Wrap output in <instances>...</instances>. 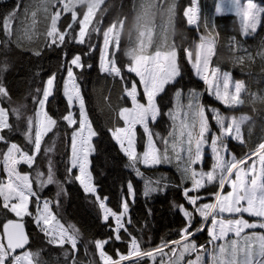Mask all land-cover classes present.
<instances>
[{"label":"snow or ice","instance_id":"obj_1","mask_svg":"<svg viewBox=\"0 0 264 264\" xmlns=\"http://www.w3.org/2000/svg\"><path fill=\"white\" fill-rule=\"evenodd\" d=\"M102 5H105V0H38L36 10L31 11L30 22L27 7L24 9V18L20 19V4L0 15V32L5 37H15L18 46L22 41L31 43L39 35H43L45 47L60 48L61 58L67 61L62 67L68 78L63 83V95L66 97L65 114L54 116L47 109L50 98H55L58 73H51L44 86L36 90L38 95L31 97L37 109L33 116L25 118L27 145H19L8 137V133L14 129L10 122L11 117H21L23 105L13 108L0 105V143L4 145V148L0 149V157L3 159L2 171L8 181L5 183L4 179L0 178V212L14 213L21 219L23 216H31L49 244L60 247L69 244L73 251L78 250L79 231L74 226L65 227L50 210L49 201L45 200L41 208L39 196L33 188L36 181L31 178L30 173H21L17 169L20 163L32 168L38 155L51 151V148H42V142H45L49 133L55 134L54 130L58 129L62 122H66L68 127L73 128L72 161L68 171L79 168V175L75 176V180L80 182L85 194L93 197L92 203L102 212V221L106 226L110 218L115 219V226H108L112 236L92 241L102 264H139L144 258L155 262L157 256L160 257L159 264H166L165 256L168 257L167 264H205L204 257L208 254V249L205 245H198L194 237L205 231L206 227L210 238L208 243L212 245L211 264H264V140L258 144L256 150L242 158H237L229 147L230 140L241 145L246 143L242 126L249 122L251 117L222 115L216 107L203 104L202 94L195 90H189L188 103L182 104L180 101L183 90L176 88V108L167 113L172 121L170 131L162 135L151 128V124L162 115L158 96L165 93L169 86L175 87L183 78L181 51L184 61L207 85V94L225 108L236 109L243 105L245 101L242 94L248 92L244 81H234L231 73L222 71L218 65L213 66L218 40L214 27L207 36H201L195 51L191 48L181 49L162 27L163 45L153 48L156 25L152 18L158 11L166 12L168 29H171L177 15L176 0H140L129 33L132 47L124 52L128 59L126 66L119 62L117 53L120 51L121 35L127 17L118 19L103 30L99 71L110 77L113 82L119 81L122 93L131 99L132 107H123L118 112V119L123 121L124 126H116L109 131L119 151L126 158L124 167L141 181L142 197L147 201L153 194L165 193L173 186L181 192L183 203L172 202L173 209L181 214L184 220L178 231L180 239L164 240L152 249L142 247V241L129 231L130 227H134L131 208L136 198L132 180L126 182L127 195L121 199L118 210L107 206L108 197L99 195L87 167L89 155L94 151L92 139L98 136V132L93 128L86 112L85 98L76 82L74 69H83V56L95 51L90 40L94 34L101 32ZM49 8L56 10L49 11ZM78 8L83 11H78ZM229 8L241 18L240 32L243 37H253L264 22V6L256 0H246V3L241 0H229ZM223 11L218 4L217 14H222ZM98 12H101L100 16L97 15ZM38 13L43 14L45 26L42 33L38 28L41 23ZM63 16H68L69 19L61 25ZM183 16L189 26L197 25L201 20L199 0H189V5L183 10ZM205 27L208 25L205 24ZM133 31L134 41L131 40ZM69 44L83 45L88 51L72 54L69 61V53L66 51ZM229 47L233 51L247 52L235 37L229 40ZM261 47L264 48V43ZM150 48L153 50L150 51ZM27 50L36 56L42 54V49L39 48ZM256 55L264 59V51H259ZM254 59L249 53L237 57L236 62L243 63L245 60ZM5 70L6 66L0 67V74ZM125 72L134 73L139 78L138 82L127 80ZM141 85L145 102L138 99V89ZM250 95L254 101L264 103V95ZM2 100L10 101L11 97L0 75V101ZM76 105L78 112L73 110ZM212 122L216 125L215 129ZM137 126L142 128L145 137L143 151L138 150ZM85 130L87 136L84 135ZM206 149L210 150L212 159L208 170L203 167ZM161 166L173 167L178 173L179 183L174 185L169 176L149 171ZM44 176V172L37 170L36 177L41 187L46 184L59 185L51 161L46 180L42 179ZM210 186L216 189L208 194L214 198V202L202 203L201 201L207 198L203 190ZM226 188L230 190L225 192ZM33 203L35 212L30 211V204ZM145 212L149 216L152 215V209L147 207V203ZM225 213L229 214L230 218L222 215ZM245 214L253 219L245 218ZM197 217L201 223L194 227ZM53 222L55 224L49 228ZM209 222L210 227L207 226ZM122 232L124 235H121ZM230 234L235 238H229ZM113 242H130L127 254H122L117 249L118 259L114 260L108 255L105 246ZM28 244L29 237L23 224L18 220L8 219L3 223L0 233V264H33V257H39V253L24 251L22 254H16L18 249H25ZM193 254L194 259H186V256ZM64 255L68 257V252ZM72 259L73 264H78L74 256Z\"/></svg>","mask_w":264,"mask_h":264},{"label":"trees","instance_id":"obj_2","mask_svg":"<svg viewBox=\"0 0 264 264\" xmlns=\"http://www.w3.org/2000/svg\"><path fill=\"white\" fill-rule=\"evenodd\" d=\"M264 2V0H262ZM217 0H199L201 20L198 21V27H191L187 24L186 18L183 16V10L189 5V0H176L177 15L173 22V27L168 29V17L166 12L158 11L154 15L153 23L156 25L155 41L163 42V27L170 38H174L177 45L183 48H191L195 50L199 33L208 35L214 27L215 33H218L216 44V52L213 58V66L218 65L222 71L231 73L232 78L236 81H244L248 92L242 94L244 104L236 109H224L221 103H217V107L225 115H237L240 113L248 114L251 117L249 122L243 125V134L246 143L241 145L234 141H229L231 151L242 158L246 154L256 150L259 143L264 140V103L254 101L252 93L264 95V59L257 56L256 53L264 51L261 47L264 43V22H262L257 33L253 37H243L240 32V21L235 14L223 13L215 15V7ZM38 0H0V15L15 8L20 4V19L24 18V9H29L28 17L31 20V11L36 10ZM140 5V0H107L102 6L101 12L102 23L100 25L101 32L96 36L100 38L102 31L107 29L113 22L118 19L127 17L121 42L120 51L117 53L119 62L122 65L128 64V59L124 52L132 47L130 43V30L134 23ZM49 8V11H55ZM83 11V9H82ZM101 12L97 15L100 16ZM69 19L63 16L60 24L63 25ZM38 25L40 32L44 31L43 14L38 13ZM205 24L208 27H205ZM19 26V21H17ZM93 37V36H92ZM235 37L247 49V52L233 51L229 47V40ZM153 38V39H154ZM50 39V38H49ZM131 40H135V32H132ZM95 51L89 55L83 56V69H75V74L80 83L82 94L85 98L86 109L93 128L98 132V136L94 138L95 153L91 157V172L94 184L98 188V193L102 197H108V206L113 210L120 209L121 199L127 195L126 182L132 180L136 198L135 204L131 208V218L134 227H130L132 232L139 240L142 241L144 249L154 248L162 241L177 240L180 226L184 223L181 214L177 213L172 202L183 203L180 190L173 186L169 187L165 193L153 194L147 201L142 197L141 181L135 177L134 173L127 170L124 165L126 158L119 151L118 145L114 141L109 129L116 126H124L123 121L118 119V112L123 107L132 106L131 99L122 93L119 81L113 82L110 77L99 71V55L100 40H90ZM155 47V46H154ZM42 49V54L36 56L27 49ZM66 51L69 53L68 60L72 54L83 53L88 51L85 46L77 44H69ZM251 53L255 59L252 61L245 60L243 63L236 62L237 57H243ZM181 62L184 71L183 78L175 87L169 86L165 93L158 96L157 101L162 115L158 120L151 124L154 132L166 135L170 131L171 119L167 113L173 110L175 103L174 91L176 88L183 90V96H188L189 90H195L201 93V100L205 105H215L206 91V85L202 80L197 78L191 66L184 61L183 51H181ZM67 61L61 58L60 48L45 47V37L39 35L31 43L22 41L18 46L15 37H5L0 32V67L6 66V70L0 74L3 82L8 88L11 100H2L0 104L8 107H20L23 115L19 118L11 117V123L14 126L12 132L8 133V137L12 142L19 145H27L26 133L27 124L26 117L33 116L37 105L31 99L37 96V89L44 86V82L51 73H58L57 90L55 98H50L47 109L54 116L65 114L66 98L63 96V83L66 71L64 65ZM91 65V67H88ZM125 76L129 81H138L133 73L125 72ZM110 98V99H108ZM77 112V111H76ZM210 122L211 115L209 114ZM213 128H216L212 122ZM55 134L49 133L42 142V148H51L52 150L46 154L41 153L37 156L32 168L25 165L21 166L23 172L31 174V178L36 181L33 184L34 190L37 192L40 200L49 199L51 201V209L57 216V219L65 225V227L74 226L80 233V239L77 244V251H73L69 244L63 247L49 244L47 238L40 232L36 223L31 216H24L21 220L24 222L29 234L28 250L33 253H39V257H33L34 263L37 264H73V256L78 264H102L100 261L98 250L94 247L92 241L96 239H104L113 235L109 231L108 226H113V220H109L107 225L102 221V212L98 206L92 203L93 197L85 194L83 188L75 176L78 175L77 170L68 171L70 168V145L72 127H68L66 122H62L58 129L54 130ZM139 144L138 150L143 151L145 137L142 129H138ZM4 145L0 143V149ZM49 161L55 174L58 184H46L41 187L36 177L37 170L44 172L42 179L46 180L49 168ZM2 157H0V178L4 177L2 171ZM212 163L211 157H208L206 166L210 168ZM154 171L157 175L163 173L169 176L173 184L179 183L178 173L173 167L161 166ZM63 188V191H61ZM216 189H212L213 193ZM59 193V195H58ZM2 199V198H0ZM33 201L35 198H32ZM152 209V215L145 212V204ZM30 211L35 212V204H31ZM8 219L17 220L14 213L0 212V233H2V225ZM121 235H124L123 232ZM203 236V237H202ZM202 243L208 242L209 236L207 231L201 234ZM197 237V238H198ZM202 237V238H201ZM127 241V237L125 238ZM130 247V242H113L105 246V251L114 258L116 250L122 254H126ZM68 252V257L64 253Z\"/></svg>","mask_w":264,"mask_h":264},{"label":"rangeland","instance_id":"obj_3","mask_svg":"<svg viewBox=\"0 0 264 264\" xmlns=\"http://www.w3.org/2000/svg\"><path fill=\"white\" fill-rule=\"evenodd\" d=\"M107 0H105V2H106ZM241 2L242 3H246V0H241ZM256 2L258 3V4H260L261 6H264V4H263V2H262V0H256ZM220 5L221 7H222V9L224 10L223 11V13H231V14H235V11L234 10H230V8H229V0H217V2H216V6L217 5ZM103 6V5H102ZM102 6H101V8H102ZM199 9H200V7H199ZM78 11H82V9H80V8H78ZM222 13V14H223ZM215 15H219V14H217V12H216V7H215ZM236 15V14H235ZM237 16V15H236ZM238 17V16H237ZM238 19H239V21H240V24H241V18L240 17H238ZM191 27H198V24L197 25H192ZM259 29V28H258ZM103 32V31H102ZM158 31H156V29H155V31H154V37H155V33H157ZM100 33H97V34H94L93 35V37H92V40H100L101 41V43H100V46H99V48H100V55H99V62H100V56H101V49L103 48V35L101 34L100 35V38H98V39H96V36L97 35H99ZM201 36H207L206 34H202V33H199V40L197 41V43H196V46L200 43V38H201ZM153 37V38H154ZM122 38H123V32H122V35H121V42H122ZM161 45H163V42H159L158 40H156L155 41V38H154V45H153V48H156L157 46H161ZM155 46V47H154ZM196 46H195V49H196ZM120 48H121V43H120ZM153 49H151L150 48V51H152ZM193 51H195V50H193ZM215 52H216V50H215ZM74 72H75V69H74ZM195 73V72H194ZM134 74V73H133ZM135 75V74H134ZM196 75V74H195ZM138 78V77H137ZM197 78H199L198 76H197ZM68 78H67V74L65 75V80H67ZM200 79V78H199ZM233 79V78H232ZM64 80V81H65ZM138 80H139V78H138ZM201 80V79H200ZM234 80V79H233ZM235 81V80H234ZM76 82H77V84L80 86V83L78 82V80H77V78H76ZM138 82V81H137ZM69 87H71V85L69 84ZM80 88H81V86H80ZM206 88H207V85H206ZM82 91V90H81ZM138 91L140 92V96L138 97V99H140V101L141 102H145L144 101V96H143V87H142V85L141 86H139V89H138ZM64 96V95H63ZM210 96V95H209ZM65 97V96H64ZM212 99H214V100H212L213 101V103L215 104V105H212L213 107H216L217 109H219L220 110V108L219 107H217V103H220L219 101H217V100H215V98L214 97H212V96H210ZM66 98V97H65ZM182 104H187L188 103V96H182V98H181V101H180ZM1 105V104H0ZM176 105H177V100H175V103H174V107H173V109H175L176 108ZM224 106V105H223ZM132 106H130L129 108H131ZM240 107V106H239ZM239 107H237V108H239ZM224 109H227V108H225V106H224ZM74 111H77L78 112V105H76L75 106V108L73 109ZM233 110V109H232ZM86 112H87V109H86ZM220 112H221V114L222 115H225L221 110H220ZM88 114V113H87ZM211 115V114H210ZM241 115H247V116H249L248 114H244V113H240V114H237V115H226V116H228V117H232V116H236V117H240ZM250 117V116H249ZM159 118V117H158ZM158 118H157V120H158ZM210 119V118H209ZM138 129H142L140 126H137V135H138ZM215 129V128H214ZM242 131H243V126H242ZM84 135L85 136H87V131L85 130V132H84ZM95 138V137H94ZM94 138L92 139V144H93V147H94ZM231 141V140H230ZM235 142V141H234ZM77 145H78V147H79V138H78V140H77ZM95 153V147H94V151L92 152V153H90V155H89V164L87 165V167H88V170L91 172V157H92V155ZM236 156V155H235ZM208 157H211V153H210V150H208V149H206V153H205V160H204V164H203V167H204V169L205 170H208L209 168H207V166H206V162H207V159H208ZM237 157V156H236ZM17 158H19V157H17ZM230 158V157H229ZM71 161H72V152H71V145H70V167H71ZM1 164L3 165V159H2V162H1ZM23 165H25V166H27L26 164H24V163H20L19 165H17V169H18V171H20L21 173H27V172H23L22 170H21V166H23ZM2 167V166H1ZM28 167V166H27ZM170 167V166H169ZM74 170H77V172H78V175H79V168L77 167V168H73ZM72 169V170H73ZM4 173V172H3ZM91 174H92V172H91ZM2 179H4V182L5 183H7L8 181H7V177H6V174L4 173V177L2 178ZM79 182V181H78ZM92 182L94 183V181H93V176H92ZM79 184H80V182H79ZM81 185V184H80ZM81 187H82V185H81ZM212 189L214 190L215 188L214 187H207L205 190H203L204 191V193L206 194V199L205 200H203V201H201L202 203L203 202H214V198L211 196V195H208V194H211V191H212ZM97 190H98V188H97ZM228 190H230V189H228V188H226L225 189V192L226 191H228ZM45 200H47V201H49L50 203H49V207H50V210L52 211V209H51V201L49 200V199H42L41 200V208L43 207V202L45 201ZM30 206H31V204H30ZM108 206V205H107ZM53 212V211H52ZM53 214H54V212H53ZM103 215V214H102ZM225 218H230L229 217V214H227V213H225V214H222ZM24 217V216H23ZM18 218V217H17ZM245 218H247V219H249V220H252L253 218H251V217H247V215L245 214ZM18 219H21V218H18ZM17 219V220H18ZM113 220V223H114V226H115V219L114 218H110L109 220ZM61 222V221H60ZM201 223V220H200V218L199 217H197V219H196V221H195V224H194V227L196 226V225H199ZM55 224V222H53V224L52 225H49L48 227L49 228H51L53 225ZM208 227H210V222H209V224L207 225ZM205 231H207V227L205 228ZM205 231H202V232H200V233H198L195 237H194V239H195V242L198 244V245H205L206 247H207V249H208V254L204 257V259H205V264H211V254H212V245L211 244H209L208 242H205V243H202L203 242V240L202 239H200V237H198V236H200L201 234H203ZM257 231H260V230H257ZM208 234V233H207ZM198 237V238H197ZM203 237V236H202ZM201 237V238H202ZM229 238H235L234 236H232L231 234H230V237ZM180 239V238H179ZM210 239V238H209ZM209 241V240H208ZM5 242V241H4ZM217 243H221V242H217ZM77 244H78V242H77ZM155 248V247H154ZM150 249H152V248H150ZM24 251H29L28 249H26V250H24ZM24 251H22V252H20V253H17V254H22ZM165 251L167 252L168 251V249L166 248L165 249ZM108 255H110L109 253H107ZM127 254V253H126ZM125 254V255H126ZM195 258V255L193 254L192 256H190V257H187L186 256V259H194ZM113 259L115 260L116 258H114L113 257ZM118 259V258H117ZM159 260H160V257L159 256H157V258H156V261L155 262H153V261H151V260H149V259H147V258H144V259H141L140 260V262H139V264H159ZM164 260H165V262H166V264H167V261H168V257L167 256H165L164 257ZM25 264H26V262H25ZM33 264H35L34 263V260H33ZM122 264H127V262H122Z\"/></svg>","mask_w":264,"mask_h":264},{"label":"water","instance_id":"obj_4","mask_svg":"<svg viewBox=\"0 0 264 264\" xmlns=\"http://www.w3.org/2000/svg\"><path fill=\"white\" fill-rule=\"evenodd\" d=\"M18 221H19L20 223L23 224V226H24V231H25V233H26V234L28 235V237H29V234H28V231H27V229H26V226H25L24 222L21 221V220H18ZM4 241L6 242V238L4 239ZM28 245H29V244H28ZM28 245H26L25 249H27ZM21 250H24V249H18V250H17V253H18L19 251H21Z\"/></svg>","mask_w":264,"mask_h":264}]
</instances>
